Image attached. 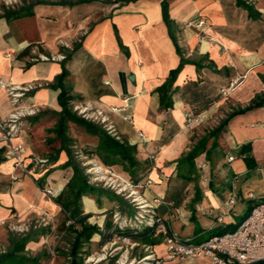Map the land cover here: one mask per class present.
Here are the masks:
<instances>
[{"label": "crops", "instance_id": "crops-1", "mask_svg": "<svg viewBox=\"0 0 264 264\" xmlns=\"http://www.w3.org/2000/svg\"><path fill=\"white\" fill-rule=\"evenodd\" d=\"M5 2L0 0V82L24 93L15 106L0 90V220L60 213L43 190L58 197L73 176L53 132L63 111L62 92L71 98L72 111L86 105L102 110L121 142L137 148L138 174L144 176L139 182L152 181L150 197L166 199L163 185L190 181L181 202L166 199L171 207L158 210L174 233L179 235L176 224L191 221L209 232L225 228V206L263 197L264 0H32L26 3L31 13L16 18L5 17ZM17 109L36 114L11 144L24 147L28 166L48 161L30 175L14 169L6 155L9 144L1 139V124ZM187 113L201 115L202 122L186 129ZM213 132L195 160L197 182L183 178V157ZM68 136L79 155L98 142L73 123ZM84 138L96 142L81 145ZM201 162L209 164V184L201 180ZM251 172L256 176L250 180L263 185L257 195L249 185L239 189ZM83 199L84 215L101 212L94 200L88 209L89 198ZM38 244L43 245L30 242L26 250L35 254Z\"/></svg>", "mask_w": 264, "mask_h": 264}, {"label": "rangeland", "instance_id": "rangeland-1", "mask_svg": "<svg viewBox=\"0 0 264 264\" xmlns=\"http://www.w3.org/2000/svg\"><path fill=\"white\" fill-rule=\"evenodd\" d=\"M28 1L32 0H16L14 7L25 5ZM73 111L81 117L79 112L75 110V107ZM27 118L28 116L24 118V125L22 128L25 127V120ZM77 140L79 141V139ZM119 141L121 142V139ZM95 142V139L90 140V138H84V141H80L81 145L89 144V146ZM87 149L90 150L93 149V147H87ZM85 151L86 150L80 153V155L75 154L77 158L76 161L80 163V166L83 168L88 183L97 189H101L103 193L100 196H85L89 198L86 199L87 208L89 209V207L92 206L93 203L91 200H94L101 212L88 214L90 216L88 223L98 227L99 232L93 236L90 242L85 243L84 247H82L80 251L82 262L80 264H156L159 260L162 261L161 264H210L208 260H195L183 263L168 261L165 237L157 228L151 230L147 224L141 223L136 219L137 210L133 200L134 197H131L130 189L128 191H122L124 187L129 188L128 183L135 185L139 183V181L136 183L133 182L130 176L120 167L112 166V168H109V166H105L99 157L86 156ZM32 167H34V165L29 166V169ZM44 168L37 167V172ZM255 176L256 174L252 172L249 175L243 176L239 184V189H243L245 185H249L253 193L257 195L256 193H258L263 185H261L262 182L257 185V183L250 180ZM138 177L141 178L144 176ZM192 181L196 183L197 179L193 178ZM246 181H248V183H246ZM189 182L190 181L187 180L185 182L181 180L180 182L178 181V184L174 182L170 186L165 184L161 187V191L166 194V199L168 201L173 199V203H178L181 202L183 194L186 191L185 189L189 186ZM43 191L45 193L46 190L44 189ZM140 193L143 198L148 201V204L153 202L154 199L149 196V188L141 190ZM220 197L223 199L222 196ZM56 198H53L52 201L55 202ZM166 199L165 201H167ZM243 203L244 202L240 200L233 209L232 207H224L225 215H230L226 219L227 226H225V228L221 226L216 228L213 232H209L207 229L201 230V225L196 221H191L189 226L182 227L176 224L174 226L175 230L183 239L192 238L195 242L209 240L214 235L234 232L244 220L249 217L250 210L255 205L264 203V195L263 197L256 196L253 202L247 201ZM161 205L162 204L157 206L156 209L158 215V210ZM222 205H225L224 202ZM59 208L60 213L58 215L46 212L53 217L52 220L47 219L46 222H44L45 217L43 215L45 211L24 219L15 216L12 221L6 222L5 226L0 229V252L5 253L11 248V242L15 240L12 233L20 235L29 232L32 228H47L48 231L46 235L40 237L39 240L35 242L40 243L42 241L43 245H35V247L39 248L37 252L32 254L27 251V254L32 257L39 256V264H71L72 258L69 254L72 249L75 235L67 230L66 227H68L70 223L67 221L66 215L62 212V208L60 206ZM84 210V207H82L83 213L85 212ZM137 218L143 221L140 217ZM78 228L81 229V227ZM121 233L124 235H121ZM123 236H125L127 240H124L125 237ZM149 238L151 240H149Z\"/></svg>", "mask_w": 264, "mask_h": 264}, {"label": "built area", "instance_id": "built-area-1", "mask_svg": "<svg viewBox=\"0 0 264 264\" xmlns=\"http://www.w3.org/2000/svg\"><path fill=\"white\" fill-rule=\"evenodd\" d=\"M15 2L16 0H6L5 4L7 7H11L14 6ZM191 24H188V26H191ZM199 26L202 25L199 24ZM42 59L48 60L49 58L42 57ZM33 89V87L26 88V91H31ZM231 89L232 87L227 90L223 89L221 95L227 97ZM0 90L7 92L8 96L11 98V102L15 106L19 104L24 92L21 88L8 87L3 82H0ZM75 110L79 112V115L83 119L101 125L108 134L120 140L114 125L109 121L102 110L94 109L87 105L75 107ZM35 114L36 111L33 110L23 111L17 109L10 115L7 121L1 124V139L9 144L6 155L13 161L14 169L21 171L24 175L37 172V167L44 168L48 164L47 160L36 159L33 163L34 167L29 169L26 163L24 147L22 145L11 144L13 137L17 136L22 129L24 118ZM126 119L130 120L129 117ZM185 119L186 129H192L202 122L203 117L201 115L187 113ZM139 135L142 139L145 138L143 134L140 133ZM234 160V156L228 158L229 163H232ZM198 169L202 182L209 184L211 182L209 164L207 162H201L198 165ZM12 179L16 180L18 177L13 176ZM151 184V180L146 181L144 184H142V182L135 185L128 183L129 188L124 187L122 191H128L130 189L131 197H134L133 200L136 205L137 217H140L145 222L139 220L137 217L136 219L141 223L147 224L151 230L157 228L165 237L168 261L183 263L208 259L210 264H264V203L255 205L249 217L244 220L234 232L214 235L209 240L195 242L192 238L183 239L180 235L174 233L167 226L164 218L156 213L157 206L160 204H167L164 197L155 196L151 204H148V201L143 198L140 191L148 188ZM45 194L52 199L56 198V193L51 189H47ZM235 199L236 194H233L230 200L231 205H234ZM167 205L171 207V204ZM43 215L45 217L44 222H46L47 219L52 220L53 218L46 212L43 213ZM221 219L220 221H222ZM69 223L70 225L74 224V221L69 220ZM5 224V221L0 220V229L3 228ZM121 235L124 234L121 233ZM124 240H127V238L125 237ZM161 263V260L156 262V264Z\"/></svg>", "mask_w": 264, "mask_h": 264}, {"label": "trees", "instance_id": "trees-1", "mask_svg": "<svg viewBox=\"0 0 264 264\" xmlns=\"http://www.w3.org/2000/svg\"><path fill=\"white\" fill-rule=\"evenodd\" d=\"M29 7L30 6L25 4V7L13 11L11 8L4 6L6 11L5 17L16 18L27 16L31 13ZM178 73L179 70L171 73L165 88L171 86ZM70 100L71 98L68 97L65 92H62L60 95V102L63 111L58 125L53 132L56 134V138L61 140V148L59 149V152L65 151L68 155L69 160L64 165V168H72L73 176L62 193L55 199V202L62 208V212L68 219L67 221H74V224L66 227L68 231L75 235L69 256L72 258L71 264H80L82 262V256L80 257L82 247H84L85 243L90 242L93 236L99 232L98 227L88 223L90 216L84 215L82 211V200L87 195L100 196L103 192L101 189H97L88 183L83 168L80 166V163L76 161L77 158L72 150L73 141L68 136L69 123H73L83 128L87 135L98 139L94 150L90 149L85 151L86 156L99 157L107 167L117 166L118 168H122L135 183L140 180L138 177V167L140 164L136 157L137 148L135 146L120 142L108 134V132H106L101 126L79 117L69 106ZM215 134L216 132H213L203 138L187 155L183 157L182 161L184 165L188 167L186 172L181 173L183 178L192 180L193 176L196 177L197 169L195 166V160L206 152L208 141L212 136H215ZM246 161L250 165V162L254 161V159L252 157L246 158ZM78 227H81V229ZM47 231V228H32L25 234L17 235L12 233L15 240H12L11 248L7 252H0V264H39L40 257H32L28 255L26 247L30 242H37L40 237L46 235Z\"/></svg>", "mask_w": 264, "mask_h": 264}]
</instances>
